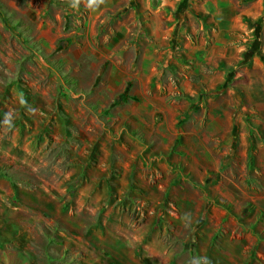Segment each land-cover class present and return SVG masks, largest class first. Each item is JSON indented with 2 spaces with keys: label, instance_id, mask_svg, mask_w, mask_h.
Instances as JSON below:
<instances>
[{
  "label": "rangeland",
  "instance_id": "obj_1",
  "mask_svg": "<svg viewBox=\"0 0 264 264\" xmlns=\"http://www.w3.org/2000/svg\"><path fill=\"white\" fill-rule=\"evenodd\" d=\"M245 1L230 61L169 56L140 0L95 23L85 0H0V264H264V0Z\"/></svg>",
  "mask_w": 264,
  "mask_h": 264
},
{
  "label": "crops",
  "instance_id": "obj_2",
  "mask_svg": "<svg viewBox=\"0 0 264 264\" xmlns=\"http://www.w3.org/2000/svg\"><path fill=\"white\" fill-rule=\"evenodd\" d=\"M85 1L89 4V0ZM125 1L102 0L99 7L90 8L93 23ZM140 3V7L149 10L148 26L155 45L161 44L169 56H173L176 42H183L204 57L218 55L236 60L244 47L234 42L248 34V18L261 13L259 4L245 0H140ZM118 19L121 25L125 23V16Z\"/></svg>",
  "mask_w": 264,
  "mask_h": 264
},
{
  "label": "clouds",
  "instance_id": "obj_3",
  "mask_svg": "<svg viewBox=\"0 0 264 264\" xmlns=\"http://www.w3.org/2000/svg\"><path fill=\"white\" fill-rule=\"evenodd\" d=\"M102 2V0H89V8H92L93 10L97 7H99V4Z\"/></svg>",
  "mask_w": 264,
  "mask_h": 264
},
{
  "label": "trees",
  "instance_id": "obj_4",
  "mask_svg": "<svg viewBox=\"0 0 264 264\" xmlns=\"http://www.w3.org/2000/svg\"><path fill=\"white\" fill-rule=\"evenodd\" d=\"M21 93H22L24 99H26L27 98V94L25 92H23V91Z\"/></svg>",
  "mask_w": 264,
  "mask_h": 264
}]
</instances>
